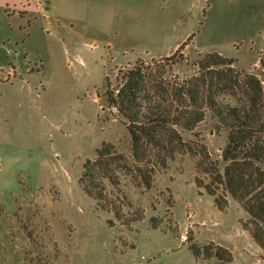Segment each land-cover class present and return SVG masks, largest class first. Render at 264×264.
Listing matches in <instances>:
<instances>
[{"label":"rangeland","instance_id":"obj_1","mask_svg":"<svg viewBox=\"0 0 264 264\" xmlns=\"http://www.w3.org/2000/svg\"><path fill=\"white\" fill-rule=\"evenodd\" d=\"M151 1L0 0V264H264L241 204L229 197L218 209L190 155L156 171L150 187L120 174L103 203L79 183L103 141L128 153L106 92L136 60L170 55L194 33L173 74L193 75L216 51L264 85V0H214L206 20L166 18ZM216 125L208 110L177 130L221 159L226 131ZM188 236L226 247L232 261L194 257Z\"/></svg>","mask_w":264,"mask_h":264},{"label":"trees","instance_id":"obj_2","mask_svg":"<svg viewBox=\"0 0 264 264\" xmlns=\"http://www.w3.org/2000/svg\"><path fill=\"white\" fill-rule=\"evenodd\" d=\"M193 36L172 54L150 62L136 60L119 73L118 87L106 92V98L127 130L128 153L103 141L95 157L83 163L79 183L88 196L103 203L107 183L118 185L120 174L150 187L156 171L190 155L195 158L196 185L213 197L218 209L227 207L229 197L239 202L247 214L242 228L264 250V85L253 73L236 68L232 57L216 51L197 61L193 75L173 74ZM208 110L217 129L226 131L221 159L213 158L200 138L186 140L177 130H191ZM115 215L121 219L118 209ZM188 242L194 257L232 261L230 250L220 244L201 245L193 236Z\"/></svg>","mask_w":264,"mask_h":264},{"label":"crops","instance_id":"obj_3","mask_svg":"<svg viewBox=\"0 0 264 264\" xmlns=\"http://www.w3.org/2000/svg\"><path fill=\"white\" fill-rule=\"evenodd\" d=\"M159 1H160L159 6H164L162 15H164L166 18L172 19L173 17L181 16L184 14L187 17L191 18V17L199 16L202 13L204 20H206L211 14L210 7L214 0H159ZM107 2H110L111 4L112 2H117L121 5L139 6L141 4L148 5L152 1L151 0H107ZM156 7L157 5L149 9L146 14L148 15H154L155 13L158 14V12L155 10Z\"/></svg>","mask_w":264,"mask_h":264}]
</instances>
